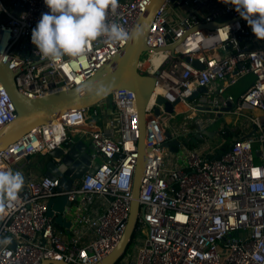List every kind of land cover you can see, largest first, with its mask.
<instances>
[{
  "label": "built area",
  "instance_id": "built-area-1",
  "mask_svg": "<svg viewBox=\"0 0 264 264\" xmlns=\"http://www.w3.org/2000/svg\"><path fill=\"white\" fill-rule=\"evenodd\" d=\"M150 2L118 0L107 21L118 22L131 33ZM49 11L44 0H0V61L16 71L19 92L31 99L81 85L128 42L112 43L101 37L82 58L63 57L52 64L31 41L33 28ZM228 15L229 19L221 20ZM208 23L217 25L208 28ZM217 34L212 45L195 39ZM146 44L138 69L155 77L156 85L146 109L149 151L141 210L132 250L128 252L129 245L113 264H264V116H249L243 133L219 157L200 145L212 138L205 130L219 119L227 122L226 116L245 109L264 112V40L255 36L234 5L221 0H165ZM154 54L161 56L157 65L152 62ZM196 60L203 68L195 65ZM248 74L255 76L252 85L239 95L230 92ZM158 96L177 102L175 111L166 112L157 103ZM179 104L183 109H176ZM91 109L111 133L86 129ZM210 113L213 117H203ZM16 117V105L0 79V129ZM221 129L213 130L214 136ZM87 134L94 146L92 159L99 167L66 192L56 190L57 178H28L16 207L0 221V240L11 241L0 244V264H98L118 246L133 199L141 136L132 90L119 89L88 110L72 109L35 126L0 149V169L23 172L24 166L13 167L28 156H47ZM196 134L201 139L193 147L181 141L178 151L172 152L164 146L179 136ZM121 182L126 187L121 188ZM63 193L75 212L73 234L67 237L53 223L61 212L48 213L49 201Z\"/></svg>",
  "mask_w": 264,
  "mask_h": 264
},
{
  "label": "water",
  "instance_id": "water-1",
  "mask_svg": "<svg viewBox=\"0 0 264 264\" xmlns=\"http://www.w3.org/2000/svg\"><path fill=\"white\" fill-rule=\"evenodd\" d=\"M164 2L165 0H151L146 12L137 20L132 30L134 32L138 28L142 35L139 38L129 39L123 49L113 56L109 62L97 70L84 83L73 88L55 91L40 98H28L21 94L16 86V71L12 70L8 64L0 61V79L17 109L15 120L0 129V149L5 148L35 126L50 123L72 109L88 110L90 107L110 98L119 89H130L136 94L141 136L138 140L139 157L136 164L133 199L127 227L118 246L98 264H113L119 261L134 236L138 215L141 210L139 201L140 190L145 173L147 153L149 151L146 147V135L148 132L146 109L153 97L156 80L153 76L141 74L138 64L142 52L148 49L146 38L151 23ZM230 17L228 15L221 20H227ZM216 25V23L205 24L208 28H214ZM169 47L174 48V45ZM194 63L198 67L203 68V65L198 60ZM101 86L106 91L100 92L99 88ZM200 90L204 92L206 88H201ZM157 103L164 105L168 113H173L177 104V102L171 103L167 101L163 96L157 97ZM226 110H229V108H226ZM155 113L160 115L161 110L156 108ZM220 116L222 117V115ZM205 134L208 137L214 136V132L210 130H205ZM166 135L171 139L169 131L166 132ZM200 139L201 136L199 134L192 137L179 136L178 138L166 141L164 146L169 147L172 152H177L181 141L184 146L193 147L199 143ZM93 150V145H89L83 140H78L70 142L61 148L54 149L47 155L45 175L53 179H59L57 191H69L87 172L94 173L96 171L99 167V162L92 159ZM259 155L260 153L257 152V156ZM27 158H30V156ZM58 197H64L65 201L63 202L67 204L68 209L71 208L72 203L68 200L66 194L63 193L52 199ZM52 199L49 201V215H53L55 209V204H51ZM66 213L53 217V223L57 229H61V221ZM57 264L65 263L57 262Z\"/></svg>",
  "mask_w": 264,
  "mask_h": 264
},
{
  "label": "clouds",
  "instance_id": "clouds-1",
  "mask_svg": "<svg viewBox=\"0 0 264 264\" xmlns=\"http://www.w3.org/2000/svg\"><path fill=\"white\" fill-rule=\"evenodd\" d=\"M49 12L43 13L32 30L31 41L38 54L55 64L63 57L82 58L90 44L104 37L107 42H120L139 38L142 33L137 28L130 33L118 22H108L109 10L115 12L118 0H44ZM234 5L235 11L251 26L255 36L264 40V0H221ZM217 35L195 37L198 43L212 45ZM195 47V45H193ZM91 88V86H89ZM100 92L106 91L101 86ZM25 185L21 171L11 168L0 169V221L7 210L14 209L19 194ZM121 188L126 184L121 182ZM10 238L0 240V244L10 243Z\"/></svg>",
  "mask_w": 264,
  "mask_h": 264
},
{
  "label": "crops",
  "instance_id": "crops-1",
  "mask_svg": "<svg viewBox=\"0 0 264 264\" xmlns=\"http://www.w3.org/2000/svg\"><path fill=\"white\" fill-rule=\"evenodd\" d=\"M250 75V74H248ZM254 76V75H253ZM255 80V76L253 78V80L251 81H244V82H238V84H236L234 87L231 88L230 92L239 95L240 93H242L243 91H245L248 87H250V85H252V83ZM104 106V103L102 104ZM94 109V108H92ZM90 110L89 112V119L87 122V130H95L98 128L104 129L106 131H108L109 133H111V129H109L107 126H105L104 121L102 120L101 116H95L93 115V110ZM259 111L263 116H264V112ZM231 115L226 116L227 122L232 123L235 127H243L244 124L243 122H238V124H234L235 122L232 121V119L230 118ZM237 118V115H235ZM235 118V119H236ZM235 121V120H234ZM244 129V128H243ZM83 141H85L87 144L92 145L91 143V137L89 134L84 135ZM37 156V155H35ZM31 156L30 158H27L25 161H21L19 162L17 165H15L13 168H17V167H21L24 166V170L22 172V174L24 175L25 181L32 177L35 179H39L41 178L43 175H45V171H46V164H47V156L44 157H34ZM101 204V209L100 211L103 210V206L102 203ZM59 207L57 209H54V211H60L61 213H66L65 217H63L62 222H61V229H58L60 232L63 233V235L65 237L67 236H72L73 231V221H74V217H75V212L74 209L71 208H67V204L65 202H61L59 205ZM53 211V212H54Z\"/></svg>",
  "mask_w": 264,
  "mask_h": 264
},
{
  "label": "rangeland",
  "instance_id": "rangeland-1",
  "mask_svg": "<svg viewBox=\"0 0 264 264\" xmlns=\"http://www.w3.org/2000/svg\"><path fill=\"white\" fill-rule=\"evenodd\" d=\"M254 76L253 74H250V75H246L245 77H243L242 79H240L239 82H244V81H251L253 80ZM233 114V113H232ZM251 115H257V116H263L259 111L257 110H248V109H245L243 110V113H239L237 115V118L235 115H231L230 118L232 119L233 122H235L234 124H238V122H243L244 126L247 125V123H245L247 120H248V117L251 116ZM165 117H167V114H164ZM204 118H211L213 117V114H205L203 116ZM180 117H178L179 119ZM236 118V119H235ZM177 119V120H178ZM235 120V121H234ZM171 123H174V121L171 120ZM229 124H232L229 122ZM223 125V119L217 121L215 124H213L212 126H210L209 130L210 131H213V130H216L218 131L219 128H221ZM233 125V124H232ZM234 126V125H233ZM79 135H76V138H78ZM202 144V145H201ZM222 144V139L220 138V134L217 133L215 136H213L212 138H209L205 141H201L200 145L204 148V150H213L215 151L216 148L218 146H220ZM183 153V150H181V154ZM34 157H44L43 155L41 154H38L37 156H33L32 158ZM62 201H65V198L64 197H58V198H55V199H52L51 201V204H55V209H57L59 206V204L62 202ZM62 222V221H61ZM133 245H134V242L131 243V245L129 246V249H128V252H130L133 248Z\"/></svg>",
  "mask_w": 264,
  "mask_h": 264
},
{
  "label": "trees",
  "instance_id": "trees-1",
  "mask_svg": "<svg viewBox=\"0 0 264 264\" xmlns=\"http://www.w3.org/2000/svg\"><path fill=\"white\" fill-rule=\"evenodd\" d=\"M221 120V119H219ZM218 120V121H219ZM243 127H235L232 124L227 123L223 119L222 129L220 131V138L222 139V144L216 148L212 156L219 157L223 149L228 148L230 142L236 137L243 133Z\"/></svg>",
  "mask_w": 264,
  "mask_h": 264
},
{
  "label": "bare ground",
  "instance_id": "bare-ground-1",
  "mask_svg": "<svg viewBox=\"0 0 264 264\" xmlns=\"http://www.w3.org/2000/svg\"><path fill=\"white\" fill-rule=\"evenodd\" d=\"M161 59V56L159 54H154L153 57H152V62L155 63L156 65L158 64V62L160 61ZM156 93H159V89L156 88ZM154 99V97H152L151 101L152 102ZM177 110H181L183 109V106L181 104H179L177 107H176Z\"/></svg>",
  "mask_w": 264,
  "mask_h": 264
}]
</instances>
